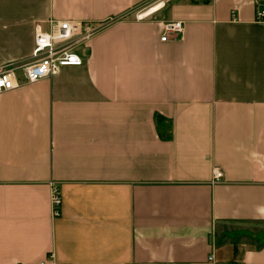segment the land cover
I'll list each match as a JSON object with an SVG mask.
<instances>
[{"label": "crops", "instance_id": "crops-1", "mask_svg": "<svg viewBox=\"0 0 264 264\" xmlns=\"http://www.w3.org/2000/svg\"><path fill=\"white\" fill-rule=\"evenodd\" d=\"M150 1L0 0V68L37 23L112 20L0 93V264H264V0Z\"/></svg>", "mask_w": 264, "mask_h": 264}, {"label": "built area", "instance_id": "built-area-1", "mask_svg": "<svg viewBox=\"0 0 264 264\" xmlns=\"http://www.w3.org/2000/svg\"><path fill=\"white\" fill-rule=\"evenodd\" d=\"M162 5L164 6V3ZM154 13L145 16L144 12L136 19L143 20ZM256 17L261 20L264 13L258 11ZM111 21L51 20L46 30L41 23H37L34 27V44L29 59L0 68V93L12 91L21 86L17 75L19 71L27 83H35L57 75L62 68L83 65L91 40ZM162 30L161 41L165 42L170 34L181 36L183 24L179 21L165 22L162 24ZM222 178V171L214 167L212 181L219 182ZM61 203L60 192L53 186L52 214L54 217L60 216Z\"/></svg>", "mask_w": 264, "mask_h": 264}, {"label": "rangeland", "instance_id": "rangeland-1", "mask_svg": "<svg viewBox=\"0 0 264 264\" xmlns=\"http://www.w3.org/2000/svg\"><path fill=\"white\" fill-rule=\"evenodd\" d=\"M162 3L171 4L172 0H152L148 4H146L145 6L134 10V12L132 13L131 16L135 17V16H137L139 14H143L144 12L149 10L151 7L152 8H153V6L156 7V6H158L159 4H162Z\"/></svg>", "mask_w": 264, "mask_h": 264}, {"label": "bare ground", "instance_id": "bare-ground-1", "mask_svg": "<svg viewBox=\"0 0 264 264\" xmlns=\"http://www.w3.org/2000/svg\"><path fill=\"white\" fill-rule=\"evenodd\" d=\"M160 5V4H159ZM162 5V4H161ZM149 15V13L145 12V16Z\"/></svg>", "mask_w": 264, "mask_h": 264}]
</instances>
